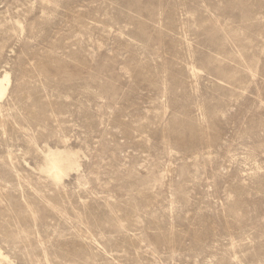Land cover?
Segmentation results:
<instances>
[{
	"label": "rangeland",
	"instance_id": "374dc122",
	"mask_svg": "<svg viewBox=\"0 0 264 264\" xmlns=\"http://www.w3.org/2000/svg\"><path fill=\"white\" fill-rule=\"evenodd\" d=\"M5 76L0 264H264V0H0Z\"/></svg>",
	"mask_w": 264,
	"mask_h": 264
},
{
	"label": "bare ground",
	"instance_id": "6f19581e",
	"mask_svg": "<svg viewBox=\"0 0 264 264\" xmlns=\"http://www.w3.org/2000/svg\"><path fill=\"white\" fill-rule=\"evenodd\" d=\"M8 76L0 79V101L6 94L5 83L8 84ZM74 164V156L66 150H49L45 154V167L43 172L48 174L50 178L58 181L61 177V172L65 168H71Z\"/></svg>",
	"mask_w": 264,
	"mask_h": 264
}]
</instances>
